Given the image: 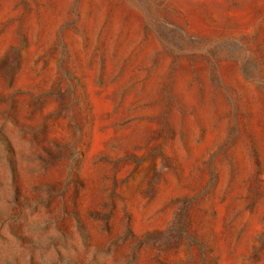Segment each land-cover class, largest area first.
Wrapping results in <instances>:
<instances>
[{"label":"rangeland","instance_id":"obj_1","mask_svg":"<svg viewBox=\"0 0 264 264\" xmlns=\"http://www.w3.org/2000/svg\"><path fill=\"white\" fill-rule=\"evenodd\" d=\"M0 264H264V0H0Z\"/></svg>","mask_w":264,"mask_h":264},{"label":"bare ground","instance_id":"obj_2","mask_svg":"<svg viewBox=\"0 0 264 264\" xmlns=\"http://www.w3.org/2000/svg\"><path fill=\"white\" fill-rule=\"evenodd\" d=\"M183 79V78H182ZM184 81V80H183ZM180 82V81H179ZM185 84V83H184ZM183 85V84H182ZM185 87V86H184ZM186 88V87H185ZM184 89V88H183ZM187 92V91H186ZM189 93V92H188ZM192 93V92H191ZM188 96V101H193L192 100V96L190 95V93H189V95H187ZM185 97H186V95H185ZM186 99V98H185ZM94 102H95V104H96V106L98 107V109L100 110V109H104V108H107V106L109 105L108 104V102L104 99V98H101V97H97V98H94ZM201 112H202V114H205L206 113V110L205 109H202L201 110ZM209 113V112H208ZM201 114V113H200ZM176 116V115H175ZM174 116V117H175ZM176 121V120H175ZM131 131V130H130ZM126 133H127V131H126ZM129 133V132H128ZM127 133V134H128ZM211 138H212V134H209V136H208V138H207V141L209 142L210 140H211ZM104 139L105 138H103L102 136H100V135H96V137H95V142H94V148H93V152H95L98 148H100L101 147V145H102V143L104 142ZM207 142V143H208ZM197 149V148H196ZM200 150V149H199ZM198 150V151H199ZM200 152V151H199ZM93 154V153H92ZM195 155V154H194ZM198 155V154H197ZM92 156V155H91ZM237 157H238V160L240 161V163H241V169H243V170H245L246 169V165H245V162H244V159H243V155H242V153L241 152H239L238 151V153H237ZM90 158V157H89ZM187 163V162H186ZM188 164V163H187ZM188 171V170H187ZM171 183V182H170ZM172 187V186H171ZM169 188V187H168ZM163 194V193H162ZM162 198V197H161ZM90 200H89V197H86L85 198V201H84V203H88ZM139 217V216H138ZM219 217H221V215L219 216ZM220 219V218H219ZM256 222V221H255ZM218 223H220V222H218ZM257 224V223H256ZM136 227L137 228H139V227H141V224H140V222H137V225H136ZM247 245V244H246ZM241 251L242 250H244L245 249V245L243 244V245H241Z\"/></svg>","mask_w":264,"mask_h":264}]
</instances>
